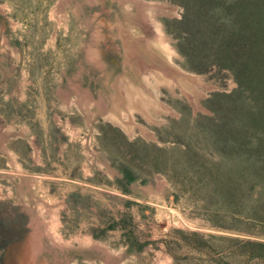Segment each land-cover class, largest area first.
Listing matches in <instances>:
<instances>
[{
    "label": "rangeland",
    "instance_id": "rangeland-1",
    "mask_svg": "<svg viewBox=\"0 0 264 264\" xmlns=\"http://www.w3.org/2000/svg\"><path fill=\"white\" fill-rule=\"evenodd\" d=\"M148 1L172 7L156 15L172 53L155 52L198 81L153 70L172 110L128 83L129 130L110 114L144 31L123 0H0V264H264L241 243L244 228L264 239L262 187L241 160L263 165V107L178 0Z\"/></svg>",
    "mask_w": 264,
    "mask_h": 264
},
{
    "label": "trees",
    "instance_id": "trees-1",
    "mask_svg": "<svg viewBox=\"0 0 264 264\" xmlns=\"http://www.w3.org/2000/svg\"><path fill=\"white\" fill-rule=\"evenodd\" d=\"M178 2L183 8L182 22L187 24L195 35L198 32V23L199 32L204 40L199 44L214 49L212 63L233 70L240 90L249 91L253 101L261 103L263 113L259 111L258 118L264 123V0H178ZM193 17L195 19H192ZM253 115L251 114V119ZM262 158L263 165L249 162L248 158L241 160L247 163L249 168L254 169L251 173L257 177L256 183L262 187L257 205L253 208L252 219L264 225V154ZM121 171L123 176L118 178V183L123 191L128 192V185L137 178L131 169ZM244 229L254 236L241 241L246 251L251 256L263 257L264 239L256 235L260 233ZM261 234L264 235V232ZM139 246L142 247L141 244Z\"/></svg>",
    "mask_w": 264,
    "mask_h": 264
},
{
    "label": "bare ground",
    "instance_id": "bare-ground-1",
    "mask_svg": "<svg viewBox=\"0 0 264 264\" xmlns=\"http://www.w3.org/2000/svg\"><path fill=\"white\" fill-rule=\"evenodd\" d=\"M129 4L131 6H129ZM122 5L124 8H128L129 10H131L130 12L132 15H130V18L132 19L133 24L138 25L144 31V34H142V36L138 37L137 39L135 38L136 40L134 38L132 39L131 37V40L133 42L131 43L127 42L126 50H128L129 56H132L133 59L135 60L134 67H136V70L132 73L133 74L132 75L133 77H131L132 80L128 76L126 79L123 78L122 80H120L119 82L120 87L118 86L119 87L118 92L121 97V99L119 98V101L121 100L120 107L118 109H115L113 114L111 112L110 116L111 118H113V120H119V122L123 124L127 129L133 130L135 123L129 107L130 101L128 96H130V94H132L133 96L134 91L132 90L133 93L131 92L129 94V92L127 91L128 83L129 84L131 82L135 83L134 80H136V84L140 86L138 88H141V90L144 91L141 92L139 90V92L137 91L135 94L138 97L139 96L141 97V95L145 93L148 94V96L141 97V99H144L146 101H151L150 103L152 104V106L155 107L160 106L164 110H172V107H170L167 103L161 101L158 98L155 86L152 85L148 80L149 75L155 73L153 72V70L154 69L161 70L162 73L165 74V76L169 79L170 81L169 83L171 85H173L176 82L180 83L181 82V79L179 78L180 76L186 77L196 82L198 80L194 78L195 75L183 71L179 67L173 65L170 62V59L167 58L168 56L167 57L162 56L160 53H157L158 51L155 52L154 48L152 47L153 43L156 44L158 42L162 44L164 47L168 48L169 53H172L171 48H169V46L166 45L165 41H167V38L161 30L160 22H158L156 19V15L158 13H167L172 9V7L169 4L160 1L123 0ZM129 38L130 37H127V41ZM136 54L138 56H135ZM126 68H127L126 70L131 71L132 66L128 64ZM131 86L133 87V85ZM133 97H135V95ZM126 111L129 113V115L125 113ZM125 114L127 115V117H125Z\"/></svg>",
    "mask_w": 264,
    "mask_h": 264
}]
</instances>
